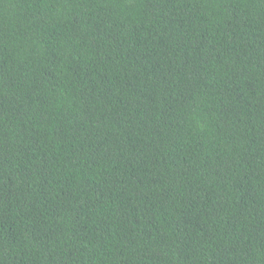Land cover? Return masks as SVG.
<instances>
[{"label":"trees","instance_id":"trees-1","mask_svg":"<svg viewBox=\"0 0 264 264\" xmlns=\"http://www.w3.org/2000/svg\"><path fill=\"white\" fill-rule=\"evenodd\" d=\"M0 264H264V0H0Z\"/></svg>","mask_w":264,"mask_h":264}]
</instances>
